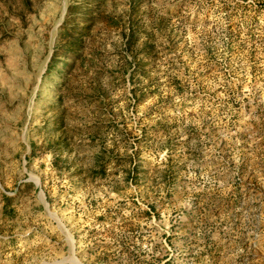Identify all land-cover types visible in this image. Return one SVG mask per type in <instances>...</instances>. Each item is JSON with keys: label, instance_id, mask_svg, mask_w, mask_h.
<instances>
[{"label": "rangeland", "instance_id": "374dc122", "mask_svg": "<svg viewBox=\"0 0 264 264\" xmlns=\"http://www.w3.org/2000/svg\"><path fill=\"white\" fill-rule=\"evenodd\" d=\"M264 264V0H0V264Z\"/></svg>", "mask_w": 264, "mask_h": 264}, {"label": "bare ground", "instance_id": "6f19581e", "mask_svg": "<svg viewBox=\"0 0 264 264\" xmlns=\"http://www.w3.org/2000/svg\"><path fill=\"white\" fill-rule=\"evenodd\" d=\"M75 263V262H74ZM76 264V263H75Z\"/></svg>", "mask_w": 264, "mask_h": 264}]
</instances>
